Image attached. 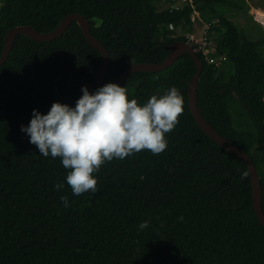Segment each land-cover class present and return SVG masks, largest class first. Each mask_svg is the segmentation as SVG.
Wrapping results in <instances>:
<instances>
[{
    "label": "trees",
    "instance_id": "obj_1",
    "mask_svg": "<svg viewBox=\"0 0 264 264\" xmlns=\"http://www.w3.org/2000/svg\"><path fill=\"white\" fill-rule=\"evenodd\" d=\"M156 1L0 0V56L11 28L49 34L77 13L108 52L104 86L133 64L166 60L187 42L175 30L191 29L193 11L206 22L218 19L224 29L216 28L214 41L225 60L214 66L196 51L202 63L196 102L204 120L254 163L264 214V39L248 40L221 9L245 13V1L192 0L179 10H158ZM101 60L74 21L51 42L18 35L0 67V264H264V227L253 211L249 171L191 115L187 89L195 64L189 54L121 84L139 105L176 87L184 110L165 133L161 154L144 150L93 173L96 194L74 196L60 158H45L29 143L20 129L33 110L46 115L53 103L66 105L64 99L75 106L82 87L94 93ZM58 182L62 190L54 189ZM146 220L149 227L141 231Z\"/></svg>",
    "mask_w": 264,
    "mask_h": 264
},
{
    "label": "clouds",
    "instance_id": "obj_2",
    "mask_svg": "<svg viewBox=\"0 0 264 264\" xmlns=\"http://www.w3.org/2000/svg\"><path fill=\"white\" fill-rule=\"evenodd\" d=\"M81 92L74 108L53 103L46 115L33 110L29 125L20 129L40 155L60 158L68 170L66 183L74 196L97 193L93 173L105 162L123 160L144 150L161 154L167 148L165 133L176 127L184 110V98L176 87L163 95L151 96L143 105L136 99L129 100L126 88L114 83L105 84L92 94L86 87ZM247 175L245 172L241 178ZM63 188L62 183L54 185L56 190ZM60 200L69 206L67 196ZM148 227L147 220L139 224L141 231Z\"/></svg>",
    "mask_w": 264,
    "mask_h": 264
},
{
    "label": "water",
    "instance_id": "obj_3",
    "mask_svg": "<svg viewBox=\"0 0 264 264\" xmlns=\"http://www.w3.org/2000/svg\"><path fill=\"white\" fill-rule=\"evenodd\" d=\"M74 21L80 25L83 33V37L86 40V42L94 49L99 51V53L101 54L102 60L99 70L94 79V86L96 90L103 87V79L106 75L108 69V63H109L108 52L106 51L104 46L91 35L90 27L86 18L77 13L67 15L63 19L61 24L58 26V28H56L53 32L49 34L38 33L35 29L27 25L15 26L11 28L7 32L5 38L3 52L2 55L0 56V67L7 60L11 52V49L13 47L14 41L18 35L26 34L38 42H51L60 38ZM186 53L190 55L191 59L195 64V73L191 78L187 89V100L191 115L197 126L204 132V134H206L211 140L217 143L228 153L242 160L245 163L251 179L253 211L259 223L264 227V214L262 211V190L254 163L252 162L250 157L246 153H244L240 148H238L237 146L233 145L228 140L220 136L204 120V118L199 112L196 98H197V84H198L199 76L202 71V63L201 60L198 58L196 51L189 44H187L186 42L177 44L175 47L172 48L171 53L166 58V60H164L161 63H157V64L139 63L129 66L121 73V75L116 79L114 84L121 86V84L125 81V79L128 76L139 71H151V72L163 71L167 69L169 66H171L178 58H180L182 55ZM64 102L69 107L72 108L75 107L67 99H64Z\"/></svg>",
    "mask_w": 264,
    "mask_h": 264
},
{
    "label": "rangeland",
    "instance_id": "obj_4",
    "mask_svg": "<svg viewBox=\"0 0 264 264\" xmlns=\"http://www.w3.org/2000/svg\"><path fill=\"white\" fill-rule=\"evenodd\" d=\"M234 1L238 3L240 0H234ZM244 1H245V7L247 8V11L245 13L244 11L241 10L242 8L235 9L233 7L231 8L224 7L221 8L223 10L222 15L225 16L228 20L232 21L235 24V26L238 28L240 33L248 40L255 42L257 40L264 39V0H244ZM164 2H165L164 0L156 1V6L158 10H162L170 7L169 3H164ZM179 4L180 1L174 4V6ZM196 14L200 16V14L197 11ZM196 26L203 27L204 23L196 20ZM175 31L176 34L183 35V32H181L179 29ZM227 71L231 72L232 66L228 65Z\"/></svg>",
    "mask_w": 264,
    "mask_h": 264
},
{
    "label": "built area",
    "instance_id": "obj_5",
    "mask_svg": "<svg viewBox=\"0 0 264 264\" xmlns=\"http://www.w3.org/2000/svg\"><path fill=\"white\" fill-rule=\"evenodd\" d=\"M164 3H169L170 10H179L184 5L192 4L191 0H164ZM180 1L179 5H175ZM166 9V8H165ZM256 18V17H254ZM196 20L203 22V27L196 26ZM191 29L183 34L186 39V43L189 44L192 48L195 47V51H199L205 61L214 66H220L225 60V56L217 55L216 42L214 37L216 36V28L224 29V24L214 20L211 22H206L201 19L199 15L196 14V11H193L190 15ZM169 29L172 30L173 26L169 25ZM264 101V98H263Z\"/></svg>",
    "mask_w": 264,
    "mask_h": 264
}]
</instances>
